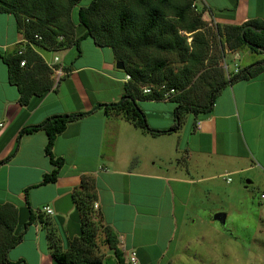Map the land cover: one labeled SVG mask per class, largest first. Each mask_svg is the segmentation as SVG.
<instances>
[{
	"label": "crops",
	"instance_id": "1",
	"mask_svg": "<svg viewBox=\"0 0 264 264\" xmlns=\"http://www.w3.org/2000/svg\"><path fill=\"white\" fill-rule=\"evenodd\" d=\"M198 1L206 22L241 25L248 20L264 21V0ZM22 43L13 17L0 14V52H12ZM71 50L61 52L63 59ZM101 53L93 44H81V56L72 63L67 77L62 79V70L63 76L52 90L24 107L0 60V161L12 154L0 166V205L8 203L18 210L17 231H22L27 203L34 213L45 206L52 208L64 195L73 196L81 179L87 177L94 181L93 211L112 231L126 262L134 252L138 264H187L195 245L203 253L209 251L206 254L213 262L210 245L214 242L215 248L217 228L204 211L201 194L206 182H211L208 187L212 189L216 180L231 183L235 177L249 185L264 174V71L249 81L228 85L209 114H184L180 122L174 119L173 103L137 101L149 128L178 127L172 133L151 136L119 115L94 110L99 104L117 103L126 82V75L115 69V60ZM74 56L68 64L58 58L57 66H70ZM78 113L87 115L69 122L54 141L52 153L64 162L56 181L41 186L43 176L53 170L44 154L46 135L38 131L21 136L20 131L52 116ZM74 209L75 203L66 216H49L48 226L30 225L8 259L23 260L21 264H54L48 230L56 231L64 247L66 239L78 232L79 222L70 226V215L77 217Z\"/></svg>",
	"mask_w": 264,
	"mask_h": 264
},
{
	"label": "trees",
	"instance_id": "2",
	"mask_svg": "<svg viewBox=\"0 0 264 264\" xmlns=\"http://www.w3.org/2000/svg\"><path fill=\"white\" fill-rule=\"evenodd\" d=\"M196 4L197 0H0V14L13 17L15 27L25 41L12 52H0V60L7 68L8 83L16 88L18 103L27 106L32 98H41L54 86L50 79L52 71L37 51L58 53L75 50L70 66L62 68L64 79L71 72L72 63L81 56V44L89 39L100 50L110 49L115 62L123 63L122 72L129 77L123 85L124 94L117 103L99 104L94 110L102 109L106 115H119L151 136L172 133L177 126L166 130L149 128L136 102L166 100L173 103L174 119L180 122L184 114H209L216 97L228 85L249 81L264 71V60L243 69L237 67V73L228 75L223 73L217 62L206 64L210 51L206 33L212 28L202 19L204 7L199 10ZM213 26V33L222 41L221 50L225 47L236 53L247 48L250 53L264 54V21L254 19L241 25ZM180 32L190 34V44H186ZM36 36L40 40L35 39ZM248 44L257 46L258 50ZM19 49H22V55L17 54ZM156 55L173 56V70L167 67L164 58ZM21 60L25 61L23 67L20 66ZM144 89H149L150 93L143 94ZM169 90L174 93L164 99ZM85 115L52 116L39 125L20 131L21 136L38 131H44L46 135L44 154L53 170L43 176L41 186L53 184L64 163L52 153L56 137L64 132L69 122ZM11 157L12 154L0 161V166ZM73 197L74 212L79 220L78 232L67 238L62 247L56 231L48 230L53 263L127 264L112 231L103 225V241L113 258L101 261L91 256L98 230L96 223L91 222L94 214L92 205L96 199L94 181L83 177L73 190ZM27 209L28 216L22 223V231H17L18 210L8 203L0 205V264L23 263V260L11 262L9 251L22 242L30 225L38 222L48 226L49 216L39 211L34 213L28 203Z\"/></svg>",
	"mask_w": 264,
	"mask_h": 264
},
{
	"label": "rangeland",
	"instance_id": "3",
	"mask_svg": "<svg viewBox=\"0 0 264 264\" xmlns=\"http://www.w3.org/2000/svg\"><path fill=\"white\" fill-rule=\"evenodd\" d=\"M197 5V8L200 10L202 2L198 1ZM207 22L209 23V28L212 29L209 33H206L210 44L206 64L208 62L211 64L217 62L218 65H221V69L226 75V72L222 68L224 63L227 66V73L230 74L233 72L235 66L243 69L259 60H264V54L250 53L247 48H241L236 53L229 52L225 47L221 50L219 46L222 41L213 33L214 26L211 21ZM180 35L185 38L187 45L190 44V34L180 32ZM85 43L92 44L89 39L82 44ZM13 48H8L6 51H10ZM83 48L86 49V46L83 45ZM37 52L46 62H51L53 57L56 56L62 59L65 64H68L70 56L75 54V50L72 49L71 54L67 55L66 59H63L64 54L61 52L51 53L41 50ZM101 52L104 58L112 57L114 59L110 49L104 48L101 49ZM155 57L164 58L167 67L173 70L172 61L175 59L173 56L156 55ZM50 79L55 82L53 72ZM231 180V183H225L221 179L216 180L213 182L215 187L212 189L208 187L211 182H206L207 187L204 193L201 194V201L205 207L204 211L206 210L209 213L211 221L216 214L225 215L224 225L217 221H212L217 228L215 248H212L214 242L210 245V251L214 253V261L212 262V259L207 255L209 251L206 252L205 250V253H203L202 250H198L199 246L195 245L191 246V253L187 264H264V203L259 201V194L264 192V174L254 177L252 184L249 185L246 184L245 180H239L235 177H232ZM77 220V217L70 215V226L72 228L78 225L79 221ZM97 221H99V218L94 211L91 222L96 223L98 230L96 231L95 245L91 256L101 261H107L112 259L113 255L104 244V234L103 229H101L102 224L100 221V223ZM207 234L209 233L207 232Z\"/></svg>",
	"mask_w": 264,
	"mask_h": 264
},
{
	"label": "built area",
	"instance_id": "4",
	"mask_svg": "<svg viewBox=\"0 0 264 264\" xmlns=\"http://www.w3.org/2000/svg\"><path fill=\"white\" fill-rule=\"evenodd\" d=\"M35 39L37 40H40V37H35ZM25 42V41H24ZM18 55H22V49H19L18 52H17ZM236 58H238L236 56ZM58 62H59V59L58 57H55L52 61L51 64H47L48 67L51 69V71L53 72V76H54V84H57L58 81L60 80V78L63 76V73H62V69L59 68V67H55L58 65ZM24 63L25 61L21 60L20 61V66L23 67L24 66ZM222 68L223 70L226 72V75H228L227 73V66L226 64L224 63L222 65ZM234 73H237V67L235 66L234 70H233ZM129 80V77L126 76V81ZM150 93V90L149 89H144L143 90V94H149ZM174 93L173 90H169L165 93L164 95V99L167 98V96H169L170 94ZM2 127V124L0 123V128ZM227 182H230V179H227L226 180ZM259 201L261 203H264V192L259 194ZM93 207L96 208V204H93ZM40 213H42L43 215L45 216H53L54 215V212H53V209L51 207H48V206H45L43 208H41V210L39 211ZM127 264H138V261H137V258L135 256V253L134 252H130L128 254V257H127Z\"/></svg>",
	"mask_w": 264,
	"mask_h": 264
},
{
	"label": "water",
	"instance_id": "5",
	"mask_svg": "<svg viewBox=\"0 0 264 264\" xmlns=\"http://www.w3.org/2000/svg\"><path fill=\"white\" fill-rule=\"evenodd\" d=\"M257 33L260 32V30H253ZM249 47L258 50L257 46L248 44ZM115 69L118 71L124 70V65L122 62H116L115 63ZM74 198L72 194H66L63 197L59 198L55 202H53L52 208L53 212L55 214H59L62 216H66L74 207ZM213 220L219 222L220 224L224 225L225 222V215L224 214H216L213 216Z\"/></svg>",
	"mask_w": 264,
	"mask_h": 264
}]
</instances>
